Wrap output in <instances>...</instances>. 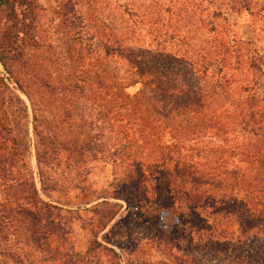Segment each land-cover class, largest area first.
Wrapping results in <instances>:
<instances>
[{"label": "trees", "instance_id": "trees-1", "mask_svg": "<svg viewBox=\"0 0 264 264\" xmlns=\"http://www.w3.org/2000/svg\"><path fill=\"white\" fill-rule=\"evenodd\" d=\"M195 1L175 0L170 12V2L151 10L150 1L105 0L101 24L82 23L90 43L101 48L93 63L89 59L92 79L82 71L70 87L89 109L61 97L57 91L66 87L60 81L38 79L40 87L67 104L61 112L62 118L71 117L66 123L55 106L44 103L49 96L36 98L38 92H29L35 83L25 82L37 177L44 190L47 164L68 144L67 130L75 128L73 122L85 123L98 129L70 138L79 141L72 143L78 157L114 148L122 180L135 191L156 183L169 195L170 206L176 201L178 216L191 218L188 212L196 210L203 224L224 217L227 226L237 223L239 251L246 253L264 231V220L260 230L247 226L250 219L264 218V94L258 93L264 89V54L250 40L229 33L220 8L209 12ZM23 108L28 117L25 102ZM29 179L35 191L32 170ZM23 206L19 210L32 218ZM51 222L40 227L44 231ZM220 231L225 234L227 227Z\"/></svg>", "mask_w": 264, "mask_h": 264}, {"label": "rangeland", "instance_id": "rangeland-1", "mask_svg": "<svg viewBox=\"0 0 264 264\" xmlns=\"http://www.w3.org/2000/svg\"><path fill=\"white\" fill-rule=\"evenodd\" d=\"M104 1L0 0V59L6 64L4 68L0 62V264H264L260 230L264 218L249 220V228L259 227V240L248 244L249 252L239 251L237 223L227 226L224 217L207 218L203 224L196 210L188 212L191 218L178 216L182 212L176 201L170 206L169 195L156 183L135 191L122 180L114 148L105 153L89 150L78 157L74 145L79 141L70 138L84 132L92 135L98 129H88L85 123L71 122L75 128L65 129L68 144L57 149L56 158L47 164V184L40 189L25 82L35 83L29 85V92H38L36 98L49 96L44 103L55 106L64 123L71 119L62 118L67 104L40 87L38 79L60 81L68 91H57L61 97L69 104L83 102L89 109L90 103L70 87L82 71L87 80L92 79L94 66H89V59L99 57L101 48L90 43L82 23L90 21L98 27L105 16ZM148 2L151 10L158 2H170L171 10L175 0H143ZM198 3L209 12L220 8L229 33L250 40L264 54V0H199L197 8ZM143 32L147 39V30ZM90 50L95 52L91 58ZM258 93L263 95L264 89ZM80 127L84 130L78 131ZM40 149L46 151L45 146ZM30 170L36 192L30 185ZM22 205L34 214L32 218L19 210ZM49 220L44 232L41 223Z\"/></svg>", "mask_w": 264, "mask_h": 264}]
</instances>
